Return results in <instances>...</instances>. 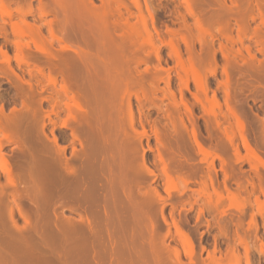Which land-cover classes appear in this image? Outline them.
<instances>
[{"label":"rangeland","instance_id":"obj_1","mask_svg":"<svg viewBox=\"0 0 264 264\" xmlns=\"http://www.w3.org/2000/svg\"><path fill=\"white\" fill-rule=\"evenodd\" d=\"M0 145V264H264V0H0Z\"/></svg>","mask_w":264,"mask_h":264},{"label":"bare ground","instance_id":"obj_2","mask_svg":"<svg viewBox=\"0 0 264 264\" xmlns=\"http://www.w3.org/2000/svg\"><path fill=\"white\" fill-rule=\"evenodd\" d=\"M181 68H182L184 74H187V75H188V74H191V76H192V78H193V81H194L196 87H197L199 90H203V88H204V79H203V77H202V76H201L196 70H194L191 66L188 67V68H184L183 66H181ZM237 123H238V121H237ZM238 124H239V123H238ZM6 142H7V140H6ZM6 142H5L4 144H7ZM245 144H246V143H245ZM1 148H2V147H1V145H0V150H1ZM246 148H247V147H246ZM248 149H250V148H247V150H248ZM250 151H251V150H250ZM248 152H249V150H248ZM251 152H252V151H251ZM252 154H253V153H252ZM254 155H255V154H254ZM254 155H251V156L254 157V158H256V156H254ZM33 157H34V156H33ZM33 157L31 156V161L34 159ZM2 158H3V159H2ZM4 158H5V157H4V156L2 157V155H1V160H4ZM27 160H28V159L26 158V159H25V161H26L25 163H27ZM255 160L257 161V159H255ZM33 161H34V160H33ZM28 162H30V161H28ZM22 164H23V163H22ZM30 164H31V163H29V165H30ZM3 165H4V167H2V170H1L2 173L4 174V172H5V173H6L5 176H6V177H7V176H10L9 178L12 179V178H13V177H12L13 174H12V176L9 175L10 172H11V169H10L8 163H7V162H4ZM25 165H26V164H25ZM27 166H28V165H27ZM32 166H33V165H32ZM32 166H31V167H32ZM11 167H12V166H11ZM22 167H25V166H22ZM28 169H29V168H28ZM31 169L33 170L34 168H31ZM22 170H23V169H21V172H23ZM29 170H30V169H29ZM19 171H20V170H19ZM19 171H18V172H19ZM25 171H26V169H25ZM33 171H34V170H33ZM33 171H31V172H33ZM15 172H16V171H15ZM7 173H9V174L7 175ZM14 176H15V175H14ZM11 177H12V178H11ZM10 179H9V180H10ZM13 179H14V178H13ZM15 180H16V179H15ZM15 180H12V182H14ZM8 182H9V181H8ZM10 182H11V181H10ZM12 182H11V184H12ZM14 184H15V183H13V187H14ZM11 186H12V185H11ZM16 186H19V185L16 184ZM16 186H15V187H16ZM15 187H14V188H15ZM0 188H1V187H0ZM14 188H12V189L14 190ZM32 188H33V189H37V188H35V187H32ZM4 189H5V188H4ZM4 189H3V187H2V191H0V196H4V194H5V193H4ZM18 189H19V187H18V188L16 187V191H17L18 193H15V195H14L13 192H10V193H13V196H14L15 199H16V197H17V199H16L17 201L20 199V195H21V194H20V192H21V186H20V189H19V190H18ZM16 191H15V192H16ZM34 191H36V190H34ZM37 191H39V189H38ZM32 192H33V190H32ZM40 192H41V191H40ZM30 193H31V192H30ZM34 193H36V192H34ZM37 193H38V192H37ZM16 194H17V195H16ZM19 194H20V195H19ZM10 195L12 196V194H10ZM18 195H19V197H18ZM32 196H34V195H32ZM38 196H39V195H38ZM38 196H37V197H38ZM35 197H36V196H35ZM33 198H34V197H33ZM1 199H2V198H0V200H1ZM32 200H34V199H32ZM1 202H2V201H1ZM12 202H13V204L16 203V202L14 203L13 200H12ZM36 202H37V200H36ZM6 203H7V202H6ZM17 203H18V202H17ZM8 205H9V204H8ZM11 205H12V204H11ZM11 205H10V206H7V205H6V207H9V209H7L8 212H6V214H8V215H7V218L9 217V218H8V221H9V219H10L9 222H12V223H13L12 225L15 227V225H16V223H15L16 220H14V216H15V215H14V207H11ZM4 206H5V204H4ZM15 207H16V206H15ZM35 207H36V206H35ZM17 208H19L18 205H17ZM37 208H38V207H37ZM2 209H3V208H2ZM2 209H1V210H2ZM1 210H0V211H1ZM7 210H5V211H7ZM1 212H2V211H1ZM17 212H18L19 216H20L21 218H23L22 212L19 211V210H17ZM4 214H5V213H4ZM23 214H24V213H23ZM2 215H3V214H2ZM36 215H39V214H36ZM5 216H6V215H5ZM24 217H25V216H24ZM26 217H28V216H26ZM26 217H25V218H26ZM35 217H36V216H35ZM2 218H4V216H3ZM7 218H6V219H7ZM38 218H39V216H38ZM26 219H27V218H26ZM28 219H29V218H28ZM39 219H41V216H40ZM1 220H2V219H1ZM8 221H6V222H8ZM0 224H1V222H0ZM6 224L8 225V223H6ZM10 224H11V223H10ZM10 224H9V226H10ZM27 224H29V222H27ZM7 225H5V228H3V227H4V224H3V227H1V226H0V227L6 230V229H7ZM9 226H8L9 229H10V227H13V226H10V227H9ZM27 226H28V225H27ZM28 227H29V226H28ZM1 228H0V229H1ZM15 228L17 229V227H15ZM30 228H31V227H29V231H32L33 228H32L31 230H30ZM9 229H8V230H9ZM14 230H15V229H14ZM19 230H20V229H19ZM15 232H17V231L15 230ZM32 232H33V231H32ZM1 233H2V232H1ZM17 233H18V232H17ZM29 233H30V232H29ZM3 234H4V233H3ZM7 234H8V233H7ZM26 234H28V232H26ZM21 235H22V234H21ZM3 236H4V235H3ZM6 236H7V235H6ZM32 236H33V235H32ZM10 237H11V235H10ZM15 237H16V236H15ZM28 237L30 238V236H28ZM8 238H9V237H8ZM8 238H6V239H8ZM32 238H33V237H32ZM2 239H3V238H2ZM17 239H18V238H17ZM20 239H21V238H20ZM20 239H18V240H20ZM41 239H42V238H41ZM4 240H5V239H4ZM13 240H14V239H13ZM15 241H16V239H15ZM32 241H33V240H32ZM42 241H43V240H42ZM9 242H10V240H9ZM17 242H18V241H17ZM19 242H20V241H19ZM36 242H37V240H36ZM1 243H2V242H1ZM22 243H23V242H22ZM5 244H6V243H5ZM5 244H4V245H5ZM12 244H13V243H12ZM18 246H19V245H18ZM4 247H5V246H4ZM4 247L1 246L2 249H0V250H3ZM7 247H9V246H7ZM12 247H13V246H12ZM14 247H15V246H14ZM5 248H6V247H5ZM0 252H2V251H0ZM3 256H4V255H3ZM5 257H6V256H5ZM12 257H13V256H12ZM18 257H19V256H18ZM1 258H2V257H1ZM6 258H7V257H6ZM6 258H4V259H6ZM16 258H17V256H16ZM20 258H21V257H20ZM9 259H10V258H9ZM18 259H19V258H18ZM22 259H23V258H22ZM0 260H2V259H0ZM6 260H7V259H6ZM10 260H11V259H10ZM15 260H16V259H15ZM19 260H20V259H19ZM13 261H14V258H13ZM23 261H24V260H23ZM25 261H26V260H25ZM1 262H2V261H1ZM5 262H6V261H5ZM7 262H8V260H7ZM11 262H12V261H11ZM14 262H15V261H14ZM26 262H27V261H26ZM15 263L17 264V262H15ZM18 263H19V261H18ZM11 264H13V263H11ZM23 264H24V263H23Z\"/></svg>","mask_w":264,"mask_h":264}]
</instances>
